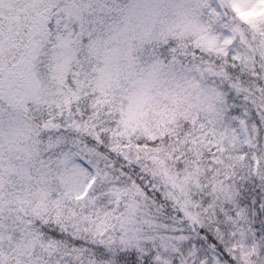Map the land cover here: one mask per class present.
Here are the masks:
<instances>
[{
	"label": "snow or ice",
	"instance_id": "6c2138e0",
	"mask_svg": "<svg viewBox=\"0 0 264 264\" xmlns=\"http://www.w3.org/2000/svg\"><path fill=\"white\" fill-rule=\"evenodd\" d=\"M0 264H264V0H0Z\"/></svg>",
	"mask_w": 264,
	"mask_h": 264
}]
</instances>
